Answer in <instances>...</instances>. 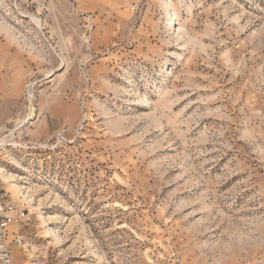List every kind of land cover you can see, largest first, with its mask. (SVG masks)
I'll return each mask as SVG.
<instances>
[{
    "label": "rangeland",
    "instance_id": "1",
    "mask_svg": "<svg viewBox=\"0 0 264 264\" xmlns=\"http://www.w3.org/2000/svg\"><path fill=\"white\" fill-rule=\"evenodd\" d=\"M0 190L19 264H264V0H0Z\"/></svg>",
    "mask_w": 264,
    "mask_h": 264
},
{
    "label": "built area",
    "instance_id": "2",
    "mask_svg": "<svg viewBox=\"0 0 264 264\" xmlns=\"http://www.w3.org/2000/svg\"><path fill=\"white\" fill-rule=\"evenodd\" d=\"M28 213L9 201L6 192L0 190V264H19L14 261L11 246H20V237L9 242L10 230L20 222H29Z\"/></svg>",
    "mask_w": 264,
    "mask_h": 264
},
{
    "label": "bare ground",
    "instance_id": "3",
    "mask_svg": "<svg viewBox=\"0 0 264 264\" xmlns=\"http://www.w3.org/2000/svg\"><path fill=\"white\" fill-rule=\"evenodd\" d=\"M168 14V13H167Z\"/></svg>",
    "mask_w": 264,
    "mask_h": 264
}]
</instances>
